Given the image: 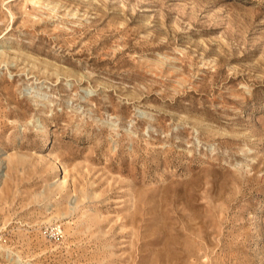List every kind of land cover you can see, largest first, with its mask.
Masks as SVG:
<instances>
[{
  "label": "rangeland",
  "instance_id": "374dc122",
  "mask_svg": "<svg viewBox=\"0 0 264 264\" xmlns=\"http://www.w3.org/2000/svg\"><path fill=\"white\" fill-rule=\"evenodd\" d=\"M0 264H264V0H0Z\"/></svg>",
  "mask_w": 264,
  "mask_h": 264
}]
</instances>
